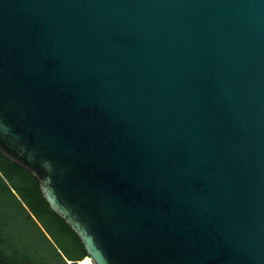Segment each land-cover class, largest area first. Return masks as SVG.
Masks as SVG:
<instances>
[{
  "label": "water",
  "instance_id": "1",
  "mask_svg": "<svg viewBox=\"0 0 264 264\" xmlns=\"http://www.w3.org/2000/svg\"><path fill=\"white\" fill-rule=\"evenodd\" d=\"M0 152L95 264H264V0H0Z\"/></svg>",
  "mask_w": 264,
  "mask_h": 264
},
{
  "label": "trees",
  "instance_id": "2",
  "mask_svg": "<svg viewBox=\"0 0 264 264\" xmlns=\"http://www.w3.org/2000/svg\"><path fill=\"white\" fill-rule=\"evenodd\" d=\"M87 255L35 175L0 152V264H78Z\"/></svg>",
  "mask_w": 264,
  "mask_h": 264
},
{
  "label": "bare ground",
  "instance_id": "3",
  "mask_svg": "<svg viewBox=\"0 0 264 264\" xmlns=\"http://www.w3.org/2000/svg\"><path fill=\"white\" fill-rule=\"evenodd\" d=\"M79 264H94L91 257L87 256L82 261H79Z\"/></svg>",
  "mask_w": 264,
  "mask_h": 264
},
{
  "label": "rangeland",
  "instance_id": "4",
  "mask_svg": "<svg viewBox=\"0 0 264 264\" xmlns=\"http://www.w3.org/2000/svg\"><path fill=\"white\" fill-rule=\"evenodd\" d=\"M69 264H72L70 261H68Z\"/></svg>",
  "mask_w": 264,
  "mask_h": 264
},
{
  "label": "built area",
  "instance_id": "5",
  "mask_svg": "<svg viewBox=\"0 0 264 264\" xmlns=\"http://www.w3.org/2000/svg\"><path fill=\"white\" fill-rule=\"evenodd\" d=\"M93 261V260H92ZM94 263V262H93ZM78 264H79V262H78ZM95 264V263H94Z\"/></svg>",
  "mask_w": 264,
  "mask_h": 264
}]
</instances>
